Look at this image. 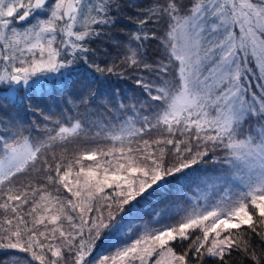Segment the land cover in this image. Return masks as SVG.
<instances>
[{"label":"snow or ice","instance_id":"snow-or-ice-1","mask_svg":"<svg viewBox=\"0 0 264 264\" xmlns=\"http://www.w3.org/2000/svg\"><path fill=\"white\" fill-rule=\"evenodd\" d=\"M122 8L121 0H0L4 99L15 102L22 88L23 102L48 78L63 88L81 62L89 73L76 90L83 119L41 112L38 136L36 124L0 119V249L25 254L15 264H229L234 252L264 264V0H152L128 41H114L119 67L147 73L136 77L147 99L106 98L120 115L97 126L87 113L98 93L88 85L124 73L102 67L87 45L109 35ZM151 40L160 57L149 63ZM246 118L258 126L246 132ZM70 146L80 154L69 156ZM209 152L221 165L219 189L191 202L177 195L165 217L175 224L137 227L138 206L171 191V180L183 184Z\"/></svg>","mask_w":264,"mask_h":264},{"label":"trees","instance_id":"trees-1","mask_svg":"<svg viewBox=\"0 0 264 264\" xmlns=\"http://www.w3.org/2000/svg\"><path fill=\"white\" fill-rule=\"evenodd\" d=\"M184 4H189L190 0H181ZM152 0H121L123 5L121 13L118 15L114 12L113 16L116 17L117 23L105 29L109 33L107 36H103L93 40L87 46L93 49L96 53V62L101 66L115 64L117 65L116 71L123 72V76L110 75L103 82L98 81L96 84H89L94 91H97L98 98L95 103L90 101V107L87 113L88 119L97 126L106 125L108 122H114V117L119 116L120 113L116 112L114 105L109 104L104 107L103 101L108 97H114L116 93H119V98L125 103H128L129 97L139 98L146 100L147 97L142 94L143 90L137 85V76H147L146 72H133L129 69L119 67L120 60L115 59L119 54V49L114 46L115 42L126 43L129 39V34L137 31L138 20L142 17L138 16V13L146 8ZM183 14V13H182ZM27 24L26 22L17 23L16 25ZM149 28L153 27L152 24L148 25ZM161 27V25H156ZM147 54L149 57V63L153 59L160 57L158 45L155 40L149 41L146 45ZM93 57H89L91 61ZM166 62V61H165ZM88 70L83 66L81 62V68L78 73H75L73 77H69L67 82H63V88L58 86V81L52 78L44 79L40 83L39 89L35 87L32 89L31 94L26 100L20 102V97L25 96L24 90L21 88L16 94L15 102L11 98L4 99V95L7 94V89L0 87V119L11 120L16 119L23 122L26 128H31L32 124L39 126L37 130L33 132L34 135H40L39 129L44 127L43 116H49L53 120L62 119V114L68 117H78L83 119L86 112L83 107L78 104L76 96V90L88 80ZM103 93V95H99ZM134 102V101H133ZM29 104L31 108H29ZM111 109V110H110ZM43 113V116L40 113ZM131 115V113H129ZM49 124L48 127H52ZM251 126H258L256 119L246 118L242 122V129L246 132ZM5 128L8 126L5 125ZM94 130L98 131L99 127ZM28 133L26 132L25 135ZM243 139L244 136L238 137ZM81 151L88 147H95V145H80ZM58 151V150H57ZM75 153V146H70L68 155L71 156ZM80 154V153H75ZM225 153L223 150H217L215 157H222ZM86 165L91 163L90 161L84 162ZM221 165L214 163L213 154L209 152L208 156L200 161L196 165H192L190 169H186L187 175L183 178L184 182L181 184L177 180H171L169 187L171 191L159 192L152 200L142 202L139 205V209L144 213L142 220L147 221H159V223L153 222V228H158L161 224L176 223V220H167L165 217L168 214L167 208L173 203L180 193L189 198V202L196 200L199 197V192L207 189L209 193H215L219 189L222 183L218 178L220 172L218 171ZM179 175V174H178ZM214 184L216 187L209 188L208 185ZM164 209L165 211H161ZM155 210V211H154ZM160 213L159 216L156 214ZM134 224L139 227L140 225L134 221ZM101 247V241H97L96 248ZM176 247V245H173ZM264 248V245L259 246ZM179 251V248H177ZM259 251V249H258ZM108 251H105L106 255ZM25 254L20 253L19 250L12 249H0V264H15L18 257H22ZM229 264H248L245 257L237 255L235 252L229 259Z\"/></svg>","mask_w":264,"mask_h":264},{"label":"rangeland","instance_id":"rangeland-1","mask_svg":"<svg viewBox=\"0 0 264 264\" xmlns=\"http://www.w3.org/2000/svg\"><path fill=\"white\" fill-rule=\"evenodd\" d=\"M22 23H23V22H22ZM21 26H22V27H19V26L16 25V27H17L18 29H23L24 27L27 26V24H25V25H21ZM205 192H208V193H209V191H208L207 189H204L203 191H200V192H199V197H198L197 199H199V200H203ZM197 199H196V200H197ZM143 222H148V221H147V220H137V221H136V223L139 224V225H141ZM173 224H174V223H173ZM151 227H153V225H151ZM140 231H143V229L141 228ZM110 251H114V249H112V250H110ZM108 254H110L109 251L106 253V255H108ZM152 259L154 260L155 257H153ZM149 264H152V262L149 261Z\"/></svg>","mask_w":264,"mask_h":264},{"label":"water","instance_id":"water-1","mask_svg":"<svg viewBox=\"0 0 264 264\" xmlns=\"http://www.w3.org/2000/svg\"><path fill=\"white\" fill-rule=\"evenodd\" d=\"M19 23H21V22H19Z\"/></svg>","mask_w":264,"mask_h":264}]
</instances>
